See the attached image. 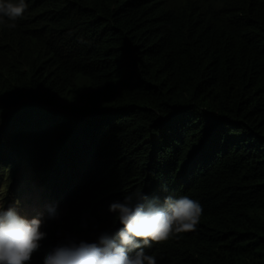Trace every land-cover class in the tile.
Instances as JSON below:
<instances>
[{"label":"trees","instance_id":"trees-1","mask_svg":"<svg viewBox=\"0 0 264 264\" xmlns=\"http://www.w3.org/2000/svg\"><path fill=\"white\" fill-rule=\"evenodd\" d=\"M27 3L0 27L4 205L31 185L91 240L131 190L189 195L158 264H264V0Z\"/></svg>","mask_w":264,"mask_h":264},{"label":"clouds","instance_id":"clouds-1","mask_svg":"<svg viewBox=\"0 0 264 264\" xmlns=\"http://www.w3.org/2000/svg\"><path fill=\"white\" fill-rule=\"evenodd\" d=\"M27 8V0H0V27L15 29ZM2 181L0 264H158L157 256L146 249L194 230L203 213L200 201L189 195H165L161 199L131 190L107 205L118 227L101 230L93 218L91 233L95 238L89 240L75 236L74 224L65 219L64 206L59 215L58 206L49 205L60 202L40 199L38 189L31 185L22 195L10 192L11 199L4 205L2 196L9 186ZM162 190L167 192V186L162 185ZM25 206L34 209L30 216L21 210ZM81 227L87 229L88 223L82 222Z\"/></svg>","mask_w":264,"mask_h":264},{"label":"rangeland","instance_id":"rangeland-1","mask_svg":"<svg viewBox=\"0 0 264 264\" xmlns=\"http://www.w3.org/2000/svg\"><path fill=\"white\" fill-rule=\"evenodd\" d=\"M50 204H56V205L58 206V211H59V215H60V214H61V205L58 204V203H53V202H50L49 205H50ZM44 206L46 207L47 205H44ZM45 207L41 208L40 211H41V212H44ZM21 210L25 213V215L30 216L29 213L33 212L34 209H32V208H30V207H28V206H25V207H23ZM47 219H48V218H47V215L45 214V216H44V220L46 221Z\"/></svg>","mask_w":264,"mask_h":264}]
</instances>
